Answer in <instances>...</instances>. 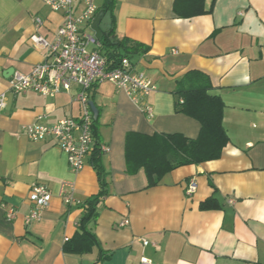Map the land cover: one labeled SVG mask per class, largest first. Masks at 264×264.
<instances>
[{
    "label": "crops",
    "instance_id": "1",
    "mask_svg": "<svg viewBox=\"0 0 264 264\" xmlns=\"http://www.w3.org/2000/svg\"><path fill=\"white\" fill-rule=\"evenodd\" d=\"M95 1L100 9L103 0ZM175 1L116 0V36L150 47L133 63L156 90L139 104L111 82L94 91L99 137L109 148L101 158L107 195L89 225L96 245L72 254L65 244L79 230L84 203L100 191L92 157L75 173L52 141H33L24 128L77 118V86L54 98L32 91L15 95L9 88L15 72L29 74L52 61L31 37L53 43L64 14L43 0H0V96L6 98L0 113V264H140L143 258L152 264H264V0H216L212 14L190 18L175 11ZM212 2L200 5L208 10ZM195 4L188 0L181 11ZM73 5L79 16L83 0ZM191 70L208 74L210 93L224 102L229 143L220 159L178 168L149 188L143 170L127 173L126 135L196 139L200 123L176 108L177 83ZM145 105L153 108L152 117ZM65 182L74 185L72 204L61 194ZM191 182L197 189L188 195ZM36 185L45 186L52 201L41 221L26 224ZM209 198L220 208L201 210ZM8 209L16 211L13 221L6 218ZM124 220L129 225L120 227Z\"/></svg>",
    "mask_w": 264,
    "mask_h": 264
},
{
    "label": "built area",
    "instance_id": "2",
    "mask_svg": "<svg viewBox=\"0 0 264 264\" xmlns=\"http://www.w3.org/2000/svg\"><path fill=\"white\" fill-rule=\"evenodd\" d=\"M43 2L52 11L64 14L63 23L53 43L38 35L31 37L34 45L49 51L52 61L37 64L29 74L15 72L9 88L15 95L32 91L44 97L54 98L62 92L69 93L73 85L77 86L74 97V101L80 106V115L77 118H65L51 126L31 124L24 128V133L33 141H52L66 154L71 170L79 173L84 169L87 158L92 157L96 146L92 129L94 115L90 106L91 94L96 88L103 82H111L136 104L153 93L156 88L144 74L135 70L133 61L128 58H123L117 68L108 69L102 43L91 29L99 11L95 0H83L84 9L79 16L74 13L73 0ZM35 22L37 26L42 25L40 19H36ZM5 107L6 98L3 94L0 96V113ZM142 108L149 117L153 116V108L150 105ZM99 149L102 154L109 151L108 146L103 143ZM196 189L197 185L191 182L186 193L192 195ZM73 190V184L68 182L62 184L61 194L67 204L74 202ZM29 199L35 208L26 217V224L43 219L42 212L49 208L52 194L45 186L36 185ZM15 217L16 211L8 209L7 220L13 221ZM128 225L129 220H124L120 227ZM147 244L145 242V245ZM140 264L152 263L149 259L143 258Z\"/></svg>",
    "mask_w": 264,
    "mask_h": 264
},
{
    "label": "trees",
    "instance_id": "3",
    "mask_svg": "<svg viewBox=\"0 0 264 264\" xmlns=\"http://www.w3.org/2000/svg\"><path fill=\"white\" fill-rule=\"evenodd\" d=\"M191 1H195V5L199 6L191 8L190 12L181 11L188 0H176L175 11L181 17L187 18L213 13L216 0H213L208 10L200 5L202 0ZM115 3L116 0H103L99 11L104 10L113 14ZM100 41L108 69L117 68L123 58L133 61L137 56L147 54L150 50L149 46L129 38L119 39L116 36L113 15L112 28ZM211 90L212 83L208 74L200 70L188 71L177 83L176 108L179 113L200 123L199 136L196 139H189L181 134L128 133L125 139L127 173L134 175L143 170L148 187L151 188L159 185L167 174L178 168L220 159L224 148L229 143V136L223 126L225 104L219 96L212 95ZM93 94L94 92L91 94V100ZM98 126V119L93 120L92 129L96 146L92 155V166L100 182V191L84 203L79 230L65 244L64 249L67 253L83 254L91 251L97 243L96 235L91 232L89 225L98 217V207L102 198L107 195L106 174L102 166V153L99 149L101 140ZM219 208L220 206L214 198H209L200 205V209L203 211Z\"/></svg>",
    "mask_w": 264,
    "mask_h": 264
},
{
    "label": "water",
    "instance_id": "4",
    "mask_svg": "<svg viewBox=\"0 0 264 264\" xmlns=\"http://www.w3.org/2000/svg\"><path fill=\"white\" fill-rule=\"evenodd\" d=\"M112 28V14L101 10L95 17L92 23V31L95 33L96 38L101 39ZM91 110L94 115V120L98 119L99 111L94 102H90Z\"/></svg>",
    "mask_w": 264,
    "mask_h": 264
}]
</instances>
